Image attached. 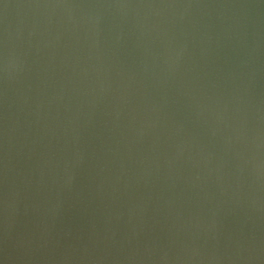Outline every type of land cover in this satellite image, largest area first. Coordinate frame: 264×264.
<instances>
[{"label":"water","instance_id":"1","mask_svg":"<svg viewBox=\"0 0 264 264\" xmlns=\"http://www.w3.org/2000/svg\"><path fill=\"white\" fill-rule=\"evenodd\" d=\"M0 264H264V0H0Z\"/></svg>","mask_w":264,"mask_h":264}]
</instances>
